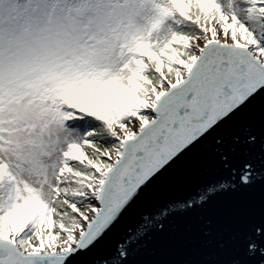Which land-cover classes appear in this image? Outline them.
<instances>
[{
  "label": "snow or ice",
  "instance_id": "snow-or-ice-1",
  "mask_svg": "<svg viewBox=\"0 0 264 264\" xmlns=\"http://www.w3.org/2000/svg\"><path fill=\"white\" fill-rule=\"evenodd\" d=\"M0 264H264V0H0Z\"/></svg>",
  "mask_w": 264,
  "mask_h": 264
}]
</instances>
